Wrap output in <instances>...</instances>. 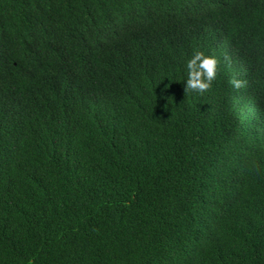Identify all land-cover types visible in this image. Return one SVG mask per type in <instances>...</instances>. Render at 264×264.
Instances as JSON below:
<instances>
[{
	"label": "trees",
	"instance_id": "obj_1",
	"mask_svg": "<svg viewBox=\"0 0 264 264\" xmlns=\"http://www.w3.org/2000/svg\"><path fill=\"white\" fill-rule=\"evenodd\" d=\"M0 264H264V0H0Z\"/></svg>",
	"mask_w": 264,
	"mask_h": 264
},
{
	"label": "clouds",
	"instance_id": "obj_2",
	"mask_svg": "<svg viewBox=\"0 0 264 264\" xmlns=\"http://www.w3.org/2000/svg\"><path fill=\"white\" fill-rule=\"evenodd\" d=\"M219 63L220 59L217 55L198 48L194 49L185 64L186 90L198 94H203L208 90L217 78ZM228 82L234 88L247 85V80L241 79L237 75L231 76Z\"/></svg>",
	"mask_w": 264,
	"mask_h": 264
}]
</instances>
